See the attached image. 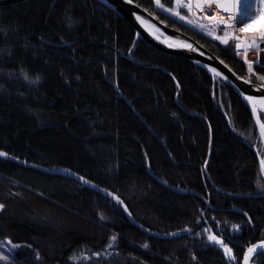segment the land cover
<instances>
[{
	"label": "trees",
	"instance_id": "trees-1",
	"mask_svg": "<svg viewBox=\"0 0 264 264\" xmlns=\"http://www.w3.org/2000/svg\"><path fill=\"white\" fill-rule=\"evenodd\" d=\"M134 1L238 75H264L255 64L249 74L232 43L157 11L154 0ZM0 151L9 157H0V237L19 245L0 264H240L243 247L264 240V151L247 106L97 0L0 6ZM44 168L72 170L123 203ZM80 251L100 254L69 259ZM251 263L264 264V253Z\"/></svg>",
	"mask_w": 264,
	"mask_h": 264
},
{
	"label": "water",
	"instance_id": "water-1",
	"mask_svg": "<svg viewBox=\"0 0 264 264\" xmlns=\"http://www.w3.org/2000/svg\"><path fill=\"white\" fill-rule=\"evenodd\" d=\"M24 0H0V6L15 4ZM108 9L114 11L126 22H128L134 29L136 36L145 40L154 49L163 52L167 55L185 58L206 69L212 76L221 80L225 85L231 88L234 93L239 96L242 102L247 106L252 117L254 126L256 128L261 147L264 151V135H262L261 125L263 124L261 113H264V102H261L260 97H264V86L258 84L246 77L238 75L225 61L218 57L214 52L202 45L192 36L176 29L163 20H161L155 13L150 12L134 0L127 3L126 0H97ZM135 13V15H134ZM139 15L141 20H137ZM184 43H190L194 49L188 50L181 46ZM171 45V46H170ZM264 58V52L261 53L259 61ZM221 61L223 63H221ZM261 63V62H260ZM264 65V63H261ZM215 69V71H213ZM243 93V94H242ZM245 96L254 97L253 100L245 99ZM260 161V156H259ZM48 173L54 175L65 176L71 178L94 191L116 201L115 195L110 191L102 188L92 181L85 178L88 183H82L78 177L81 176L72 170H49L44 168ZM264 196V194H258ZM259 240L243 247V254L240 264H244V254L247 248L251 245H257ZM264 253V247H258L255 254L249 253L247 264H252L251 259L255 255Z\"/></svg>",
	"mask_w": 264,
	"mask_h": 264
},
{
	"label": "built area",
	"instance_id": "built-area-1",
	"mask_svg": "<svg viewBox=\"0 0 264 264\" xmlns=\"http://www.w3.org/2000/svg\"><path fill=\"white\" fill-rule=\"evenodd\" d=\"M182 2L186 3V0H182ZM203 7V11H197L193 8V11L189 12L186 7L182 9L191 20L192 28L218 42L222 41L214 39V36H219L221 38L227 37V42L232 43L234 47L237 42H241L242 44L251 43L254 34L259 33L260 25L264 22V7L256 0L251 1L248 4L243 3V10L240 13L224 11L222 8H218L215 4L204 5ZM214 13L223 17L227 27L225 24L217 26L215 22L210 23L204 18L205 15L211 16ZM237 37H239V41L236 39ZM257 45V48H248L247 51L242 47L239 52L235 47L237 57L246 67L247 64L244 61L248 52H254L256 54L255 59L250 60L247 57L249 61H252L255 65H263L260 63L259 58L261 53L264 52V41L257 40Z\"/></svg>",
	"mask_w": 264,
	"mask_h": 264
},
{
	"label": "snow or ice",
	"instance_id": "snow-or-ice-1",
	"mask_svg": "<svg viewBox=\"0 0 264 264\" xmlns=\"http://www.w3.org/2000/svg\"><path fill=\"white\" fill-rule=\"evenodd\" d=\"M126 2L127 3H131L132 0H126ZM227 2H228V0H186V3H185V2H182V0H176V4H177L178 7H180L181 9H183V8L186 7L189 12H192L193 11V8H195L197 11H203L204 10V7H203L204 5H211V4H215L218 8H222L224 11H229L230 9L225 6V4ZM260 2L262 4H264V0H260ZM155 3L157 4V6H160V0H155ZM172 14L175 15V16H177L181 20H186V18L184 16H181L178 11L172 12ZM134 15H135V13H134ZM204 18L206 20H208L210 23L211 22H215V24L217 26H219L220 24H225V26L227 27V24L224 21L223 17L219 16L216 13L212 14L211 16L205 15ZM136 19L137 20H141V17L139 15H137L136 16ZM186 22L191 23V21H186ZM209 34H211V33H209ZM213 38L216 39V40H221L224 43L227 42V37L221 38L219 36H214ZM236 39L239 41V37H237ZM257 40L264 41V22H262L261 25H260V31H259V33L254 34V38L251 41V43H243L242 44L241 42H237L236 45H235V47L238 50V52H239V50L242 47L245 49V51H247L248 48H257L258 47ZM181 46L187 48L188 50H197V49H194L193 48V45L190 44V43H184ZM244 62L248 66L247 67V70H248L249 74H254L253 73V66H254L253 65V62L252 61H249L247 59V56H245V61ZM260 62L261 63H264V58H262ZM221 63H223V62L221 61ZM213 71H215V69H213ZM258 78L261 79V80H264V75H261ZM25 79H28V77L25 76ZM39 79H40L39 76H37L36 77V80H39ZM245 99L251 101V100L254 99V97H252V96H245ZM259 99L261 100V102H264V97H260ZM261 129H262V135H264V125H261ZM0 157H3L5 159L9 158L8 157V154L5 153V152H2V151H0ZM262 167H264V161H262ZM78 179L82 183H88L89 182L83 176H79ZM115 199L119 203H123V201H120V198L119 197H115ZM4 208H5V205L3 203H0V211L4 210ZM125 211L126 212L128 211V209H127L126 206H125ZM243 215L247 216L248 213L245 212ZM100 219L101 220H104L105 218H104L103 215H101L100 216ZM249 223H251V220L250 219H249ZM232 228H233V230H239L240 226L237 225V224H233L232 225ZM184 231H189V229L185 228ZM171 235H174V233H171ZM197 235L199 236L200 233H197ZM110 239L114 241L117 238L115 236H113ZM207 240H208L209 243H214L216 245H222L223 246V250L225 252V255H229L231 253V249L228 247V245L225 244L223 242V240L220 239L218 236H216V235H208ZM143 247L147 248L148 247V244L147 243L144 244ZM258 247H264V241H260V242H258L257 245H251L249 248H247V250L245 251V254H244V264H247V261L249 259V255L248 254L249 253L255 254V252L257 251ZM73 258L74 257H69V259H73ZM0 259L7 260L8 258L5 257V256H0ZM37 259H39L38 256H37Z\"/></svg>",
	"mask_w": 264,
	"mask_h": 264
},
{
	"label": "rangeland",
	"instance_id": "rangeland-1",
	"mask_svg": "<svg viewBox=\"0 0 264 264\" xmlns=\"http://www.w3.org/2000/svg\"><path fill=\"white\" fill-rule=\"evenodd\" d=\"M235 2V10H237L238 12H241L242 9H241V0H228V2L225 4L226 7H228L230 10L232 9V2ZM257 2L261 3L260 0H256ZM245 4H248V2H246ZM261 5L264 7V4L261 3ZM154 7L157 11H161L163 12L164 14L168 15L169 17L179 21V22H182L186 25H190L191 26V23H188L186 21H191L187 14L185 13L184 10H182L180 7L177 6L176 4V0H173V4L168 7L166 5H163L160 1V6H157V4L155 3V0H154ZM178 11L179 14L181 16H184L186 18V20H181L179 19L177 16L173 15L172 12H176ZM192 27V26H191ZM256 58V57H255ZM248 67V66H247ZM246 67V68H247ZM246 78L248 79H252L254 78L256 83L258 84H261L264 86V82L259 79L258 77H255L253 75H248ZM261 117L263 116L264 117V113H261ZM256 145V144H255ZM260 156V155H259ZM262 161H264V157H260V169H259V176L261 178V181H260V184H259V187L260 188H263L264 189V167H262ZM263 184V185H262ZM209 235H215V234H209ZM220 238V237H219ZM221 239V238H220ZM223 240V239H222ZM113 240L110 239V244L106 246L105 250L108 251L107 254H110L112 253V243ZM224 242V241H223ZM225 243V242H224ZM210 244H214V243H210ZM227 244V243H225ZM216 245V244H214ZM228 245V244H227ZM18 244L17 243H13L11 240H9L8 238H4V237H0V256H5L7 257L8 259L7 260H4V259H0V262L1 263H9L11 262V260L13 259V254L15 252V250L18 248ZM221 251L222 253L224 254V256L226 257V259L230 260L233 258V255H232V250H231V253L229 255H225V252L223 250V246L222 245H216ZM228 247L231 249L230 245H228ZM103 252V253H106ZM100 253L98 252H94L93 255L92 254H89V253H86V252H78L76 254H72L71 257H74L73 259H71L73 262H77L78 260H90L94 257H98ZM94 256V257H93Z\"/></svg>",
	"mask_w": 264,
	"mask_h": 264
},
{
	"label": "crops",
	"instance_id": "crops-1",
	"mask_svg": "<svg viewBox=\"0 0 264 264\" xmlns=\"http://www.w3.org/2000/svg\"><path fill=\"white\" fill-rule=\"evenodd\" d=\"M251 1H253V0H241V4H242V6H241V9L243 10V3H246V2H251ZM261 4V3H260ZM228 12H234V13H240V12H238L237 10H235V2L233 1L232 2V9L231 10H229Z\"/></svg>",
	"mask_w": 264,
	"mask_h": 264
},
{
	"label": "bare ground",
	"instance_id": "bare-ground-1",
	"mask_svg": "<svg viewBox=\"0 0 264 264\" xmlns=\"http://www.w3.org/2000/svg\"><path fill=\"white\" fill-rule=\"evenodd\" d=\"M247 57H248V59L252 60V59H255L256 54L254 52H248Z\"/></svg>",
	"mask_w": 264,
	"mask_h": 264
},
{
	"label": "flooded vegetation",
	"instance_id": "flooded-vegetation-1",
	"mask_svg": "<svg viewBox=\"0 0 264 264\" xmlns=\"http://www.w3.org/2000/svg\"><path fill=\"white\" fill-rule=\"evenodd\" d=\"M262 118V117H261ZM264 124V123H263Z\"/></svg>",
	"mask_w": 264,
	"mask_h": 264
}]
</instances>
